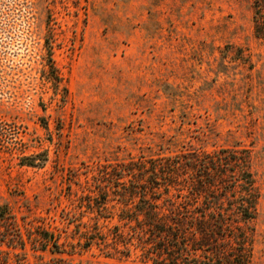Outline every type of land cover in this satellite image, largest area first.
<instances>
[{"label": "rangeland", "instance_id": "374dc122", "mask_svg": "<svg viewBox=\"0 0 264 264\" xmlns=\"http://www.w3.org/2000/svg\"><path fill=\"white\" fill-rule=\"evenodd\" d=\"M253 12V0H0V206L21 235L1 246L3 264H163L120 220L133 204L114 174L223 149L252 173L243 227L248 264H264Z\"/></svg>", "mask_w": 264, "mask_h": 264}, {"label": "trees", "instance_id": "16d2710c", "mask_svg": "<svg viewBox=\"0 0 264 264\" xmlns=\"http://www.w3.org/2000/svg\"><path fill=\"white\" fill-rule=\"evenodd\" d=\"M253 9L254 32L264 40V0H253ZM231 157L223 149L214 155L192 153L190 164L154 161L149 166L139 162L120 167L114 174L120 185L116 193L133 204V210L119 217L143 234L138 239L145 252L163 264L249 263L243 225L256 215L258 193L246 162ZM231 167L239 175L227 180L225 170ZM0 228L1 254L3 244L14 247L21 239L6 206H0ZM47 235L41 233V250L49 242ZM226 241L236 244L233 251H225Z\"/></svg>", "mask_w": 264, "mask_h": 264}]
</instances>
